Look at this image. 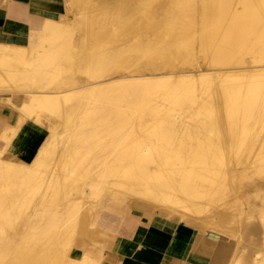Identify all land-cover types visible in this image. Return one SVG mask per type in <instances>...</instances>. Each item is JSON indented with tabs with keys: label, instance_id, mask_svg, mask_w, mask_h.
<instances>
[{
	"label": "bare ground",
	"instance_id": "1",
	"mask_svg": "<svg viewBox=\"0 0 264 264\" xmlns=\"http://www.w3.org/2000/svg\"><path fill=\"white\" fill-rule=\"evenodd\" d=\"M30 3L72 21L53 34L41 14L39 48L0 43V94L47 119L19 148L67 188L0 207V264H101L94 232H128L127 197L230 240L228 264H264V0Z\"/></svg>",
	"mask_w": 264,
	"mask_h": 264
},
{
	"label": "crops",
	"instance_id": "2",
	"mask_svg": "<svg viewBox=\"0 0 264 264\" xmlns=\"http://www.w3.org/2000/svg\"><path fill=\"white\" fill-rule=\"evenodd\" d=\"M30 0H0V43H23L41 46L32 37L35 26L43 24L41 14L52 13L51 5L41 6L43 12L31 8ZM52 4V3H51ZM53 17V16H52ZM15 41V42H14ZM29 105L27 94H0V131L7 127L14 138L6 146L0 143V207L14 208L32 188L66 189L63 179L53 183V174L39 171L29 164L30 153L19 148V136L24 133L31 141L42 137L47 119L33 114L25 117ZM25 120L20 123L21 118ZM7 157V158H6ZM126 234L108 229L95 230V242L102 248L101 264H228V245H214L205 234L181 227L175 220L146 212L138 207H121ZM100 220V219H99ZM156 222V223H153ZM87 242L78 240L72 255H81Z\"/></svg>",
	"mask_w": 264,
	"mask_h": 264
},
{
	"label": "rangeland",
	"instance_id": "3",
	"mask_svg": "<svg viewBox=\"0 0 264 264\" xmlns=\"http://www.w3.org/2000/svg\"><path fill=\"white\" fill-rule=\"evenodd\" d=\"M59 2H62V0H57ZM53 10V14H51V16H53V19L54 21L58 22L59 25L56 27L55 31L53 34H62L63 33V28L65 26H67L68 23H70L72 21V16L67 13V12H59L56 8H52ZM44 26L43 24L41 23H38L36 26H35V32L36 33H33L32 34V37H35L34 39H38V40H43V39H47L49 38L51 35V33H47L44 31ZM40 46H38L39 48ZM206 71H202L200 74H205ZM116 206H119V207H126V208H130V207H138V208H142L140 204L138 203H135L134 199L133 198H128L126 199V204L125 205H120L119 203H115ZM137 205V206H136ZM143 210H145L146 212H149L151 214H155V215H159L161 217H165L167 214L166 213H163L161 212L160 210L158 209H154V208H149V207H146L144 206V208H142ZM170 219L172 220H175L181 227L183 228H186V229H189V230H192V231H195V232H199L200 234H205L207 235L208 239L214 244V245H219V247L221 246V248L225 245H228L229 244V241L230 240H227V239H223L222 237H212L209 233H206L204 230L200 229V227H197L195 224H190L188 221H185V220H181L179 217H175V216H171ZM234 243V245L238 246V244L241 242V238H239L238 240H234V241H231ZM243 242V240H242ZM245 242V241H244ZM253 242L254 246H256L258 243H259V237L254 235L251 237V239L249 238L247 240V243H251ZM58 253L56 252H51V256L53 258H57L58 257Z\"/></svg>",
	"mask_w": 264,
	"mask_h": 264
}]
</instances>
